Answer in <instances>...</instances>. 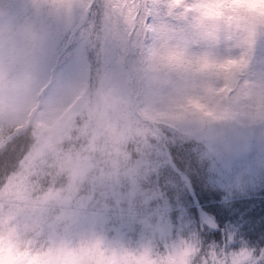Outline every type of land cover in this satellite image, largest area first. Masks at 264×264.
Instances as JSON below:
<instances>
[{"label":"trees","instance_id":"trees-1","mask_svg":"<svg viewBox=\"0 0 264 264\" xmlns=\"http://www.w3.org/2000/svg\"><path fill=\"white\" fill-rule=\"evenodd\" d=\"M109 3L73 0L71 9L63 10L53 0H0V75L26 78L30 86L17 95L11 90L14 84H0V140L20 129L0 145V196L27 199L36 182L44 200L68 206L56 209L46 224L44 210L26 211L30 216L21 220L35 219L32 226L42 243H99L116 252L162 254L192 242L205 252L246 251L254 261L264 248V124L233 122L219 143L201 136L186 139L187 121L144 120L147 109L173 94L177 81L162 87L152 82L142 52L139 59L123 27L110 19ZM191 51L217 60L238 55L223 40ZM51 75L45 103L27 124ZM246 78L264 80V33L257 36ZM34 87L36 96L16 115L15 103ZM115 99L124 105V120L137 129L127 142L112 118ZM4 104L13 110L11 122L3 120ZM167 151L221 230L202 223ZM81 199L89 210H71V203ZM121 206L133 215L123 214ZM12 208L18 206L6 211L0 203V216L16 210ZM7 217H0L6 235L14 233ZM64 218L87 224L85 233H69L67 226L60 234L58 222ZM257 264H264V253Z\"/></svg>","mask_w":264,"mask_h":264},{"label":"clouds","instance_id":"clouds-1","mask_svg":"<svg viewBox=\"0 0 264 264\" xmlns=\"http://www.w3.org/2000/svg\"><path fill=\"white\" fill-rule=\"evenodd\" d=\"M191 3L189 16L193 31L200 30L206 36H212L221 22L241 26L247 21L249 31L254 26L253 22L264 23V0H191ZM53 6L69 10L73 0H53ZM225 42L229 43L228 40ZM230 45L239 55V43L232 40ZM192 49V41L164 30L157 32L153 44L142 48L143 59L154 84L162 87L170 80L177 81L173 94L162 97L159 106L147 109L142 118L169 124L187 121L191 128L186 139L201 136L219 143L224 142L233 122L264 124V88L258 84L245 81L231 97L224 94L222 98L212 99L221 96L223 77L246 74L251 55L247 61L241 59L239 63L228 58L218 63L204 56H192ZM185 64L187 68L183 67ZM0 84H14L11 90L17 95L30 87L26 78L17 80L3 75H0ZM189 101L199 103L202 108L194 107ZM116 128L126 142L137 131L125 120H116Z\"/></svg>","mask_w":264,"mask_h":264},{"label":"snow or ice","instance_id":"snow-or-ice-1","mask_svg":"<svg viewBox=\"0 0 264 264\" xmlns=\"http://www.w3.org/2000/svg\"><path fill=\"white\" fill-rule=\"evenodd\" d=\"M108 8L110 19L123 27V35L129 45L139 50L153 44L157 32L164 30L173 36L192 41L193 48L202 43L213 45L228 40L231 44L232 40H236L239 43V55L228 59L239 63L241 59L248 60L257 36L264 33V23L253 22L254 26L249 31L247 21L241 26L221 22L212 36H206L200 30L193 31L189 16L191 0H110ZM191 55L213 60L208 54L192 52ZM183 67L187 68V64ZM245 81L264 88V80L253 81L246 78V74L229 75L220 82L221 96L212 99L222 98L224 94L231 97ZM189 103L202 108L199 103ZM124 112V105L115 99L112 118L124 120ZM38 233L39 230L31 223L17 226L14 233L7 235L0 231V261L3 264H255L246 251L227 253L223 249L217 251L213 248L205 252L192 242H184L181 247L162 254H153L148 250L129 253L106 249L99 243H42Z\"/></svg>","mask_w":264,"mask_h":264},{"label":"rangeland","instance_id":"rangeland-1","mask_svg":"<svg viewBox=\"0 0 264 264\" xmlns=\"http://www.w3.org/2000/svg\"><path fill=\"white\" fill-rule=\"evenodd\" d=\"M141 52L142 51L138 49L139 59H140V53ZM44 78L45 77H43V79ZM38 82H41V81H38ZM40 84L41 83H38V86ZM37 87L36 88L34 87L29 92L25 93V95L20 100H18L15 103L14 106H16V108H17L15 110V114L16 115H19L21 111L25 110L27 105H28V102L30 103L32 101V99L36 96L35 95V91L37 90ZM39 94H41V92H39ZM37 106H38V100H37V103H36L35 107H37ZM2 108H4L6 110V112H5L6 115L3 117V120L6 118V121L11 122L12 121L11 117H12L13 110L9 106L6 107L5 104L2 106ZM29 122H30V120L28 119L27 124H29ZM157 131L160 133L159 129H157ZM52 178L56 179V175H53ZM34 186H35V190L36 191L32 193L33 195L31 197H29V198H32V199H29V198L23 199L22 197H19L20 199H17L15 201H11V200H5V199H3L2 196H0V203L3 204V208H6L4 210L7 211L8 207H17L18 206V208H12V209H16L15 211H13V212L8 211V213L1 214V216H0L2 218L4 216H8L6 219L12 220L13 228H14L13 231L14 232H15V229H16L17 226L27 225L29 223H31V225H33L32 220H35V219L27 218L25 220H21L24 217L30 216V215L26 214V211L28 209L32 208V209H35L37 211H41V210L43 211L44 210L45 212H47L46 217L42 218V220H43L42 224H46L47 222L52 221V219L55 218L56 209L62 210V209H66V207H68L67 205L61 204V203H59L56 200H52V199L44 200V198H43L44 197V191H42L41 193L38 191V186H39L38 183L35 182ZM5 194L8 195V196L10 195L8 193H5ZM85 204H86L85 200L81 199V200H79L77 202L71 203L72 207H70V209L82 213V212H85V211L89 210L87 205L84 206ZM112 204H113V206H111V207H114L115 206L114 203H112ZM121 207L123 209H120V210H121V212L123 214L133 215L131 212H129L128 209H124V206H121ZM67 219L68 218H64L63 220L65 221ZM63 220H60L58 222V223H61L60 230H59L60 234H64V232H65L64 229L67 228V226L69 228V233H75V232L85 233V228L88 226L87 224L82 223L81 221H75L73 219H71L69 223H67L66 221L64 222ZM3 221H4V219H3ZM9 226H10V228H12L11 225H9ZM0 264H3V262L0 261Z\"/></svg>","mask_w":264,"mask_h":264},{"label":"water","instance_id":"water-1","mask_svg":"<svg viewBox=\"0 0 264 264\" xmlns=\"http://www.w3.org/2000/svg\"><path fill=\"white\" fill-rule=\"evenodd\" d=\"M14 133H12L11 135H9L8 137H7V139L8 138H10L12 135H13ZM3 142V141H2ZM1 142V143H2ZM170 164H171V166L174 168V170L178 173V174H180V176L187 182V185L191 188V184H190V181L188 180V178H186L180 171H178L176 168H175V166H174V164H173V162L171 161L170 162ZM192 194H193V197H194V199H195V195H194V192L192 191ZM198 212H199V214L201 215V218H202V220H203V222H204V224H206L208 227H210V228H212V229H215V230H217V229H219V227L216 225V223L211 219V217L200 207V206H198ZM204 217H208V219L210 220V222L211 223H208V222H206V220H205V218Z\"/></svg>","mask_w":264,"mask_h":264},{"label":"bare ground","instance_id":"bare-ground-1","mask_svg":"<svg viewBox=\"0 0 264 264\" xmlns=\"http://www.w3.org/2000/svg\"><path fill=\"white\" fill-rule=\"evenodd\" d=\"M204 218H205L206 222L211 223L210 220L208 219V217H204Z\"/></svg>","mask_w":264,"mask_h":264}]
</instances>
